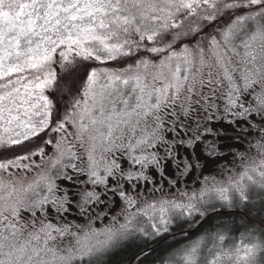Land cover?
I'll list each match as a JSON object with an SVG mask.
<instances>
[{"label":"snow or ice","instance_id":"obj_1","mask_svg":"<svg viewBox=\"0 0 264 264\" xmlns=\"http://www.w3.org/2000/svg\"><path fill=\"white\" fill-rule=\"evenodd\" d=\"M225 14L231 23L211 35L206 44L185 45L176 51L172 43H164L165 35L183 27L185 21L211 22ZM199 30L188 26L190 32ZM141 53L159 59L141 56L124 69L94 68L88 73L80 98L53 129L65 135L56 142L57 155L50 159V167L65 166L66 156L77 158L73 143L66 138L74 136L86 150L90 182L105 184L114 169L120 170L114 160L108 161L114 149L131 155L144 146L154 147L163 140L160 133L166 120L188 115L193 105L212 107L217 92L226 100V111L242 109L234 115L264 112V0H0V147L19 145L49 127L53 105L45 90L57 77L53 64L72 73L77 58L104 63ZM256 86L260 88L254 97L256 107L246 108L239 102L241 94ZM67 125L75 132H68ZM253 147L255 157L247 159L226 184L202 190L199 196L193 193L187 203L154 202L138 208L119 227H89L74 233L70 225L58 227L37 217L44 205L52 203L59 211L67 201V196L49 201L41 195L44 187L49 193L55 188L45 171L27 182L24 177L0 178V264H74L85 258L92 264L93 258L129 232L148 236L145 228L133 229L137 216L153 221L151 228L159 235L167 231L170 212L192 216L198 211L196 202L203 201L208 192L226 202L234 192L246 201L250 187L264 189V137ZM36 154L0 160V172L11 176L10 169L31 171L23 161ZM132 159L143 167L157 163L155 154L151 159L145 155ZM142 177L143 173L130 172L126 179ZM120 196L129 208L137 204L124 191ZM81 199L90 204L98 196L84 192ZM25 213L31 218H25ZM69 235L73 243L60 247L57 238ZM218 239L222 245L225 237ZM202 246L201 240L193 241L164 264H201ZM257 250H264V245L243 240L231 248H209L204 264H254Z\"/></svg>","mask_w":264,"mask_h":264},{"label":"flooded vegetation","instance_id":"obj_2","mask_svg":"<svg viewBox=\"0 0 264 264\" xmlns=\"http://www.w3.org/2000/svg\"><path fill=\"white\" fill-rule=\"evenodd\" d=\"M229 23L231 20L228 14L211 22L185 21L183 27L165 35L164 43H172L176 51L185 45L193 47L200 42L206 44L211 35H218ZM189 24L192 27L198 26L200 30L188 31ZM176 33L180 35L177 36ZM141 56L157 61L159 59L149 53L104 63L81 61L77 58L76 71L72 73L61 70L59 63L53 64L57 77L52 87L45 90V95L53 105L49 127L19 145L0 147V160L37 153L23 161L30 165L31 171L10 169L11 176L0 172V178L15 180L24 177L27 182L39 172L45 171L55 188L49 193L47 187H44L41 195H47L49 201L54 198L64 200L67 196L64 208L59 211L52 203L38 210L39 220L58 227L70 225L73 233L89 227L103 229L113 224L119 227L138 208H145L154 202L158 204L162 200L187 203V197L193 193L199 196L202 190L226 184L228 177L235 176L247 159L255 157L256 149L253 146L264 137V112L252 110L245 116L234 115L233 113L242 109L237 107L226 111V100L217 92L216 98L211 101L212 107L206 109L204 106L193 105L188 115L181 113L179 118L173 116L166 120L160 133L163 140L154 147L144 146L131 155L127 151L114 149L109 154L108 161L110 163L114 160L120 170L114 169L113 176L105 184L93 185L90 182L86 171V150L80 147V142L74 136L66 138L73 143L72 151L77 154V158L66 156L63 160L65 166L50 167V159L57 155L56 142L65 135L64 132H54L53 129L72 110L75 100L80 98L88 73L94 68L113 71L124 69ZM259 91V86H256L254 91L242 93L239 102L246 108L255 109L254 97ZM67 131L75 132V129L67 125ZM197 136L199 139H196ZM49 140L51 143H46ZM41 148L44 150L42 154L39 152ZM152 154H155L157 163L145 161L147 167L133 163V156L145 155L151 159ZM71 164L77 167H67ZM130 172L143 173V177L129 181L126 177ZM101 174L103 175L102 169ZM121 191L136 200L137 204L129 208L127 201L120 196ZM84 192H94L98 199L90 204H83L81 194ZM181 193H186L187 196L182 197ZM246 194L248 199L242 201L238 195L230 192L231 199L226 202L220 200L215 193L208 192L203 201L196 202L198 211L192 216H182L178 211L170 212L171 222L167 225V231L161 230L159 235H155L151 228L153 221L145 216H137L133 229L145 228L148 236L135 230L129 232L122 238L120 250L112 251L104 264H164L169 256L196 240L203 242L201 264L208 258L209 248H231L241 240L247 244L264 245V189L253 186ZM25 218H31V214L25 213ZM158 221L157 215L155 222ZM219 236L225 237L222 245ZM57 243L60 247L67 248L73 240L70 235L62 240L58 237ZM74 264L82 262L76 260ZM254 264H264V250H257Z\"/></svg>","mask_w":264,"mask_h":264},{"label":"rangeland","instance_id":"obj_3","mask_svg":"<svg viewBox=\"0 0 264 264\" xmlns=\"http://www.w3.org/2000/svg\"><path fill=\"white\" fill-rule=\"evenodd\" d=\"M122 241L123 239H120L111 249H109L107 252L102 254L98 258H93L92 264H104L107 256L114 250L119 251L120 248L122 247ZM82 264H89L88 258H85V260L82 262Z\"/></svg>","mask_w":264,"mask_h":264}]
</instances>
